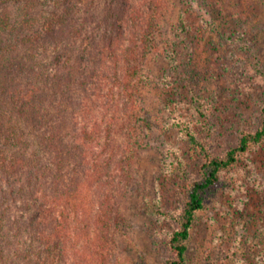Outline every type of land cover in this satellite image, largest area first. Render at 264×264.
<instances>
[{
    "label": "trees",
    "instance_id": "1",
    "mask_svg": "<svg viewBox=\"0 0 264 264\" xmlns=\"http://www.w3.org/2000/svg\"><path fill=\"white\" fill-rule=\"evenodd\" d=\"M172 5L0 0V264H107L145 144L141 126L151 129L144 89ZM195 110L207 127L205 110ZM185 117L169 127L202 155L169 234L167 264H185L207 197L226 191L224 178L264 145V103L258 126L224 154L209 150Z\"/></svg>",
    "mask_w": 264,
    "mask_h": 264
},
{
    "label": "rangeland",
    "instance_id": "2",
    "mask_svg": "<svg viewBox=\"0 0 264 264\" xmlns=\"http://www.w3.org/2000/svg\"><path fill=\"white\" fill-rule=\"evenodd\" d=\"M172 3L158 37L161 50L149 62L154 77L144 89L151 129L141 126L145 144L138 148L130 186L117 209L120 225L107 264H167L173 258L169 234L178 226L186 185L199 178L202 152L171 123L184 114L216 154L236 146L243 130L259 124L264 0ZM197 106L207 114V127ZM239 167L224 178L228 189L210 194L197 213L185 264H211L213 255L215 264H264V145Z\"/></svg>",
    "mask_w": 264,
    "mask_h": 264
}]
</instances>
